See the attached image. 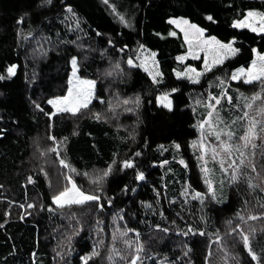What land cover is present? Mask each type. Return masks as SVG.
<instances>
[{
  "label": "trees",
  "instance_id": "1",
  "mask_svg": "<svg viewBox=\"0 0 264 264\" xmlns=\"http://www.w3.org/2000/svg\"><path fill=\"white\" fill-rule=\"evenodd\" d=\"M185 1V7L159 9L140 0H109L108 4L52 0L51 5L44 0H0V75L7 76L11 64L19 65L16 76L0 81V224L4 225L0 264H83L80 257L94 249L99 256L88 264H130L137 254L138 264H255L239 232L250 230L249 238L259 254L264 247V217L249 220L248 216L264 213V138L259 136L245 162L251 160L256 171L247 167L237 182H229L231 173L226 176L219 163L211 164L212 179L221 175L226 183L225 200L216 203L207 198L205 174L192 147L200 137L198 124L206 111L194 107L192 99L195 94L227 92L233 104L224 98L218 106L223 125L237 136L244 134V121L237 118L246 111L245 98L260 92L262 86L233 82L230 76L240 67H249L254 58L251 49L264 50V39L250 30L235 29L232 23L248 10L264 11V0H217L211 8ZM66 5H71L75 16L66 11ZM26 13L24 23L17 25V18ZM209 14L215 22L206 20ZM121 15L127 23L120 20ZM181 16L205 28L207 35L224 41L235 37L240 48L239 54L204 73L198 84L175 75L182 67L176 58L187 47L181 33L168 35L174 30L168 21ZM142 45L156 53L167 87L154 84L141 68L127 66V59H134ZM72 56L78 58L80 76L96 81L97 98L77 117L54 118L50 130L44 114L51 107L47 99L66 94ZM201 64V60L186 63L198 68ZM171 87L179 91L173 97L175 110L168 112L157 107L155 97ZM135 97L141 100L139 107L123 104L124 99ZM261 107L264 104L258 100L251 110L257 120L264 121L258 112ZM97 112L101 122L95 120ZM50 132L57 137L59 157L49 150L54 147ZM137 151L140 157L134 156ZM59 159L77 169L73 178L85 191L95 190L93 180L111 166L113 174L106 178L103 196L113 200L112 206L100 211L93 204L52 205V195L62 190L64 175L69 174ZM124 160H133L135 168L123 169ZM140 171L145 173L144 181L135 179ZM29 176L34 184L28 183ZM185 188L191 193L187 197L181 195ZM197 191L206 194L204 204L192 199ZM29 203L36 207L29 209ZM49 206L54 211H47ZM257 222L256 227L252 225ZM189 225L205 230L206 235L184 236ZM127 229L133 231L121 236ZM217 231L221 241H239L230 245L233 257L224 253L221 242H214Z\"/></svg>",
  "mask_w": 264,
  "mask_h": 264
},
{
  "label": "snow or ice",
  "instance_id": "2",
  "mask_svg": "<svg viewBox=\"0 0 264 264\" xmlns=\"http://www.w3.org/2000/svg\"><path fill=\"white\" fill-rule=\"evenodd\" d=\"M109 0H104L105 4H108ZM44 3L47 5L52 4V0H44ZM66 11L68 13H72L73 9L71 5H66ZM115 11V8H113ZM29 15L26 13L24 16H20L17 18L16 23L17 25H22L24 23L25 16ZM122 22H125V17H119ZM67 19V17H65ZM206 20L209 22H215L213 15L209 14L206 16ZM170 24L175 25L177 29L183 34V40L187 45V53L186 55L178 56L176 59L179 61H184L188 57H191L193 60H200V53H203V70L197 71L194 67H187L185 71H177L175 73L177 78L187 79L192 84H198L200 82V77L205 72L212 71L215 67L223 65L224 62L229 59L230 57L236 56L240 53V48L236 47V38L233 37L231 40L224 41L218 39L215 35H208L206 36V29L203 27L198 26L195 23H192L189 19L184 18L183 16L178 18H171L168 21ZM77 28H79V22L77 21ZM232 27L235 29H247L250 30L252 33L259 35L262 39H264V11L260 10H248L246 15L243 18L236 19L232 23ZM31 35V33H30ZM100 35V33H97ZM159 35V34H157ZM169 36H176L177 33L175 31L169 32ZM75 43V41H72ZM111 45V41H108ZM125 47H127L125 45ZM143 47V45L141 46ZM124 49L121 48V51ZM254 58L251 61L249 67L244 68L240 67L236 69L234 72L231 73L230 79L232 81H243L246 84H253V82H259L262 86L261 91L253 94L250 99H246L245 107L252 108L253 104L256 101H261L264 104V50H258L257 48L251 49ZM156 53L152 52L149 56L144 57L143 61L139 64H135L134 60L129 57L126 61V64L129 68L137 67L143 68L144 72L148 73L151 77V80L154 84H159L163 87H167L163 85V72L159 70L157 67L158 62L155 60ZM70 66H71V73L67 80V90L66 94L63 95H56L53 98L47 99V104L50 107V110L44 113V109L40 107L39 104H36L35 107L39 109L40 112L44 113L48 120H49V129L54 126V118L58 116L67 114L72 117H77L82 114L84 109H88L89 105L92 103L93 99H96V81L93 79H83L78 74L80 72L78 58L77 56H72L70 58ZM18 64H11L7 67L6 72L7 76L0 75V81L5 79H9L11 77L16 76ZM116 67H119L117 65ZM111 75V73H108ZM191 74V75H189ZM223 84V81H220ZM179 89L176 87H171L168 91H160L159 95L155 97L157 107L166 109L168 112H172L175 110V103H174V94L178 92ZM227 99L229 105L233 104V98L228 95L227 92L221 91L219 96H209V103L207 104V108L209 109L207 112V118L202 120L199 124V128L201 130L200 138L198 142H193L192 147L199 149V156L197 157L199 160L205 162V157L207 155H211V159L213 161H219L220 167L223 173L228 176L229 172L231 173L229 176V182H237L241 175L244 174L247 167H251L252 172L256 171L255 165L252 164L251 160H248V164L246 165V150L251 147V149L255 150L257 145L254 141L260 136V138H264L261 134H264V121L257 120L254 117L249 115L248 111H244L242 116L238 117L237 119L245 121L246 126L244 130V134L237 136L234 131L225 130V128H221L219 125L223 123L216 114V118L214 119V113H216V106L221 103V99ZM214 101V103H212ZM104 103V101H100ZM141 100L139 97H135L133 99H124L123 104L128 105H135L139 107ZM151 103V101H149ZM127 111L131 112L132 108L128 107ZM258 112L261 115H264V107L258 109ZM95 120L97 122H101V113L97 112L94 114ZM235 123V121H233ZM259 129V132H258ZM205 132L210 133L212 136L215 137V140L218 141V145H210L206 137L204 135ZM223 137V139H222ZM48 139L52 142L54 147L49 149L52 152H55L57 157L60 156L59 145L57 144V137L52 135L51 132L48 135ZM63 140L67 141L68 137H63ZM176 149H180V144H175ZM219 149V150H218ZM254 151L252 155H254ZM142 155L141 152L137 151L134 153L135 157H140ZM116 161L113 160V164ZM167 163V161H165ZM181 164H184V161H180ZM59 164L63 166L64 169H67L69 174L64 175L65 185L63 186L62 190L54 193L51 197V204L55 205L58 208H65L71 206H83L88 204L95 205L100 211H103L106 206L111 207L113 204L112 199L104 198V188L103 185L107 182L106 178H109L113 174V168L108 166L107 170L103 171L101 175H99L95 180H93V185L96 186L95 190L93 191H85L82 190L76 183V180L73 178V173H77V169L73 167L70 163L66 162L64 159H59ZM227 164V167L224 165ZM187 165H185L186 167ZM123 169L135 168V163L133 160H124L122 162ZM201 171L208 174L209 169L208 167H202ZM46 175V173H45ZM135 179L137 181H144L146 179L145 173L140 171L136 174ZM28 183L34 184L36 181L31 177H27ZM204 183L207 185V192L210 194L211 200L215 201L216 203H221L223 198L217 199V190L214 187L212 180L208 178V175L205 176ZM223 184V181H221ZM51 186V185H49ZM249 187L252 188L253 185L249 181ZM135 191V189H132ZM123 191L127 192L128 187L127 185L124 186ZM261 191H264V188H261ZM159 195V193H157ZM182 196L187 197L189 195L188 192L181 193ZM192 199L199 200L201 204H204L206 199V194L202 192H195L192 195ZM21 208H24V205H20ZM29 209L36 207L35 204L29 203L27 205ZM149 209H151L152 205H147ZM264 207V206H262ZM40 210H43V206H41ZM47 211L52 212L54 208L49 206ZM31 213H29L30 215ZM162 215V213H160ZM264 217V213L261 216L257 215H249V220H257ZM23 218V217H22ZM120 220L124 219V216H119ZM239 220L243 221L244 217L240 216ZM231 224V221H229ZM4 225L0 224V228H3ZM159 227V225H157ZM239 227V226H237ZM164 232H167L168 229H162ZM128 231H133L132 229H127L126 231L120 232L121 236H127ZM237 231L236 228L232 229V233ZM232 233H226V235H231ZM78 234V233H77ZM189 234L196 236L199 235L201 237L206 235V231L203 229H193L191 225L187 227V231L183 232L184 236H188ZM137 235H139L137 233ZM213 235L216 236L215 243H220L222 238L219 236L218 231L214 232ZM239 235L242 238V245L243 248L247 251L248 255L251 258V261H255V264H264V247L260 248L259 254L256 250H254L253 244L249 238V235L244 234L243 229H240ZM71 239V237H69ZM115 239V236H113ZM239 241L233 239V244L238 243ZM131 246V245H129ZM137 253L141 251V249L136 250ZM191 251V249H189ZM188 253L186 252L185 255ZM99 252L95 249L92 251L91 255L89 256H81L80 259L83 261V264H88V261L93 257H98ZM111 259V257H109ZM123 259V258H121ZM140 261V256L137 254L135 255L130 264H138Z\"/></svg>",
  "mask_w": 264,
  "mask_h": 264
},
{
  "label": "rangeland",
  "instance_id": "3",
  "mask_svg": "<svg viewBox=\"0 0 264 264\" xmlns=\"http://www.w3.org/2000/svg\"><path fill=\"white\" fill-rule=\"evenodd\" d=\"M140 1H142L143 3H146L147 5H149V6H155V7H158L159 9H164V8H168V7H185L186 5H187V2L185 1V0H140ZM190 2H193V3H197V4H206L207 6H209L210 8L214 5V3L217 1V0H189ZM228 1H230V0H228ZM173 27H174V30L173 31H175L176 33H177V35H178V33H181L180 31H179V29H177L176 27H175V25H172ZM176 35V36H177ZM181 35H182V37H183V34L181 33ZM205 35L206 36H208L206 33H205ZM186 44V43H185ZM186 47H187V45H186ZM153 51H151V50H149V49H147V48H145V47H140L139 49H138V51L136 52V55H135V57H134V63L135 64H139V63H141L142 61H143V59H144V57H146V56H149L151 53H152ZM187 53V52H186ZM186 53L185 54H183V55H186ZM203 56H204V54L203 53H200V57H201V61H202V64H201V67L200 68H198L197 66H195V65H186V63L188 62V61H200V60H193L191 57H188L186 60H184V61H179V60H177L178 61V63L179 64H181L182 65V67H179L178 69H176L175 70V73L177 72V71H185L186 70V68L187 67H194V68H196L197 69V71H202L203 70ZM155 58V60L158 62V60H157V56H155L154 57ZM231 58V57H230ZM250 66V65H249ZM157 67L159 68V70H160V67H159V63L157 64ZM142 70H143V68H141ZM144 71V70H143ZM206 73V72H205ZM79 74V73H78ZM148 74V73H147ZM80 75V74H79ZM189 75H191V74H189ZM204 75V74H203ZM202 75V76H203ZM202 76L200 77V80H201V78H202ZM81 78H83V79H87V78H84V77H81ZM232 81V80H231ZM242 81V80H241ZM223 82H224V80H223ZM233 82H239V81H233ZM254 83V82H253ZM213 85H214V83H213ZM212 85V86H213ZM220 95V94H219ZM218 95V96H219ZM209 96H217V95H214L213 93H210V92H208V94H206V95H204V94H195L194 96H193V99H192V105L194 106V107H199V108H203V109H205V111H206V118H207V112H208V108H207V104L209 103ZM212 103H214V101H212ZM221 103H222V99H221ZM220 103V104H221ZM219 104V105H220ZM219 105H217L216 106V113H214V119L216 118V114L218 113V116H219V119L224 123V118H222V117H220V115H219V110H218V106ZM246 111H248L249 112V115L250 116H252V117H254L255 119H258L257 118V116L256 115H254V109H252L251 110V108L249 109V108H246ZM253 111V112H252ZM205 118V119H206ZM223 123H221L219 126L221 127V128H225V130H230L229 129V127L228 128H226L224 125H223ZM200 124V123H199ZM199 124H198V129H199V132H200V134H201V130H200V128H199ZM245 126H246V120L244 121V126H243V131L245 130ZM231 131H234V130H231ZM236 134H237V132H235ZM204 135H205V137H206V140H207V142L210 144V145H218V141H216L215 140V137L214 136H212L210 133H208V132H205L204 133ZM200 138V137H199ZM258 138H259V136H258ZM258 138L254 141V143H256V145H257V141H258ZM222 139H223V137H222ZM198 141H199V139H198ZM197 141V142H198ZM251 149V147L249 146V148L246 150V156L248 157V152H249V150ZM195 150L198 152V155L200 154L199 153V149H196L195 148ZM219 150V149H218ZM205 160L207 161V164L205 165V162L204 161H202V160H200V162H201V168L202 167H208V169H209V173L208 174H206V173H204L205 174V176L206 175H208V178L210 179V180H212V182H213V184H214V187L216 188V190H217V199H220L221 197L223 198V200H222V202H224V200H225V190H226V183H225V178L223 177V176H219L218 178H217V180L216 181H214L213 179H212V177H211V164H213V162H217V163H219V161L217 160V161H213L212 159H211V155H210V153H209V155H207L206 157H205ZM220 164V163H219ZM221 181H223V184H221ZM183 192H188L189 194H191L190 193V191H189V189H187V188H185L181 193H183ZM221 202V203H222ZM255 224V227L257 226V225H259V222H257V223H252V225H254ZM261 226V225H260ZM262 229V228H261ZM248 230V229H247ZM258 230H260V228L258 229ZM249 231L250 230H248V232L247 231H245L244 232V234H246V235H249V237H250V234H249ZM240 236V235H239ZM241 237V236H240ZM242 243V242H241ZM221 246H222V248H223V250H224V253L225 254H227L228 256H231V257H233V251H232V249H231V247H230V245H233V240L231 241L230 239H229V241H228V239H227V241H221ZM234 261V263H235V260H233Z\"/></svg>",
  "mask_w": 264,
  "mask_h": 264
}]
</instances>
